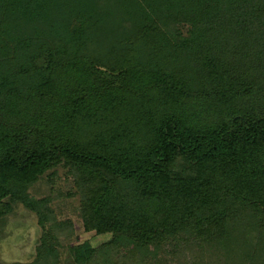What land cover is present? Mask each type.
Instances as JSON below:
<instances>
[{
  "label": "trees",
  "instance_id": "1",
  "mask_svg": "<svg viewBox=\"0 0 264 264\" xmlns=\"http://www.w3.org/2000/svg\"><path fill=\"white\" fill-rule=\"evenodd\" d=\"M19 204L41 234L5 264H264V0H0V221Z\"/></svg>",
  "mask_w": 264,
  "mask_h": 264
},
{
  "label": "rangeland",
  "instance_id": "2",
  "mask_svg": "<svg viewBox=\"0 0 264 264\" xmlns=\"http://www.w3.org/2000/svg\"><path fill=\"white\" fill-rule=\"evenodd\" d=\"M63 183L64 177L62 179L58 178L57 186H63ZM32 191L33 194L37 195L48 193L49 184L47 179L40 181ZM64 206L63 214L67 215L69 211L66 205ZM69 215L74 222L75 234L79 235L78 242L90 241L92 245L98 246L109 238L108 236L96 235L95 232H86L77 214L72 213ZM40 234L41 229L35 213L26 209L22 204L16 205L14 211L0 221V263L5 264L32 260ZM205 258L204 261L206 263L204 264H208L210 258H206V260ZM171 264H202V261L198 258L193 259V256L187 257V254H184L180 257L176 256L175 262L171 261Z\"/></svg>",
  "mask_w": 264,
  "mask_h": 264
}]
</instances>
